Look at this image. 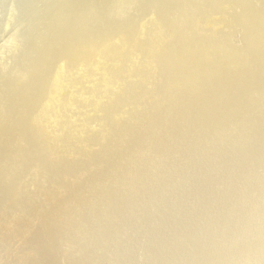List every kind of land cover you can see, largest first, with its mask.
<instances>
[{
	"label": "rangeland",
	"instance_id": "obj_1",
	"mask_svg": "<svg viewBox=\"0 0 264 264\" xmlns=\"http://www.w3.org/2000/svg\"><path fill=\"white\" fill-rule=\"evenodd\" d=\"M6 1V3H0V10H4L0 13L4 15L2 17V23H4L0 32V125H3V134L1 133L0 139L4 133H7L5 136H10V132L13 133L12 142L9 141L10 143L8 142L7 144L9 147L18 148L19 150H17L16 154H12L10 148L9 152H4L0 158V264H72V261L77 256L92 254L95 252V248L98 249L99 246L100 248L104 247L103 252L108 253H105L106 256L98 259V264H117L119 260L121 264H162L156 255L166 246L171 247L168 252L171 251L172 254L174 253V256L172 258H165L168 254H163V257L167 260V263L164 262V264H188L189 261V264H199L202 257L204 259V255L208 253L210 247H213L212 240L218 237L217 235L219 234L217 233L219 232L226 231L228 234V238L221 240L220 250L222 251H225L229 246V248L235 247L238 245L237 242L240 241L241 245L250 243L243 236L240 237V240H235L234 238L230 240V237L232 238L230 234L235 233L236 230L234 228L226 230V228L229 222H233L240 216V218H244V221L240 222L242 224L240 232L244 233V228L248 224H252L251 222L255 217L254 214H256L251 213L249 217L244 216L245 212L252 210L250 203L254 202L255 211L259 208L258 205H264V168H262L264 167V132H261L259 128V126L264 124L258 123V128L256 130L252 128L251 130L253 123L249 121L256 112H261L264 109V97H260V95H264V77H262L264 75V46H262L264 45V30L259 31L264 27L259 25L260 28L257 26L258 24L254 26L253 23L247 21L248 19L245 21L241 16L244 14L241 11L243 8L237 12L233 10L232 1L234 0H219L215 5H218L216 9L219 11L214 18V23L210 28L206 29L207 34L202 35L203 37L205 36L203 40L212 41L213 45L214 43L220 44L219 46L223 48L227 47V45L231 46L233 49L232 57L235 61L230 65H226L232 70L224 66L220 67L219 65L217 72H214V74L207 73L213 80L211 88L208 90L210 95L207 93L204 94V97L203 92H201L197 84L204 77L203 73L205 69L202 71V65L205 62H210L211 57L219 58L216 62H219L221 59L214 52H209L203 44L200 48V51L203 53L202 58L197 54L191 58L192 60H197L195 64L197 65V72H200V76L195 72L192 75L183 77L184 82L181 85H178L180 82L179 74L174 73L165 80L163 79L164 72L161 69L160 63H153L152 59L156 49L152 51L150 57L141 58L142 48L146 47V42H142V40L145 39L146 41V37L148 38V36L137 41L138 44L136 43L139 48L136 52L134 65L127 64L124 57L125 59H122V64L119 63L118 67L116 66L117 68L115 69L117 72L120 71L119 74L110 71V64L113 60L112 56L114 58L116 54L115 50L120 47L119 45L123 46V43L119 42V38L116 41L113 40L114 42L111 41L112 43L110 42L107 47L108 54H106V57L102 60L99 58L94 64L91 63L92 66L91 64L87 65L90 63L88 60L96 59L98 56L101 57L97 54L101 46L95 48L94 52H91L92 56H90V53L86 51V46L79 45L86 43L85 39L89 40V38H83L77 44L78 46L75 47L77 49L74 50L76 53L73 51L72 54L67 49H60V51L55 53L51 51L43 59H40L38 53L43 46L34 36L35 28L30 31V36L28 35L29 33L26 35L23 31L25 32L26 29L28 30V28L32 27L42 29L49 27L39 34H43V40L48 36L50 39H55L56 36L53 34L52 29L56 28L57 32H61L63 26L58 24L60 19L53 18L55 15L61 16V14H66L65 11L68 8H66L67 5L65 4L68 2L66 0H55L56 4L48 8L49 18L46 19L45 15L47 13L44 16H40L38 13H35L33 16L30 14L33 10L38 11V9L45 12L46 9L42 8H44L46 0ZM92 2L96 5L102 3L95 2V0ZM163 2L165 4L169 0H163ZM190 4L194 8L196 2L190 0ZM84 6L85 3H80L78 9ZM250 8L255 10L262 9L261 17H264V0L253 2ZM93 9V7H90V10ZM83 11L89 10L88 8H84ZM78 12L80 13V11ZM227 12L234 13L235 16H233L232 20L234 23L232 21L222 22L220 20L223 18H218ZM211 15V12L202 11L198 15L194 29L196 30L202 21L210 19ZM241 19H243L241 21V29L236 32L234 24ZM22 26L24 27L23 29ZM67 27L69 28L68 31H70V26ZM70 34L67 33V35ZM126 34L128 35L127 32L123 33V35ZM222 35L223 37L225 35L226 39ZM231 35H233V38ZM253 35H258V37L252 39L254 43H252L253 45H249L251 47L246 46V38ZM20 36L31 37V40L33 39L34 42L22 40ZM127 37L129 38V36ZM78 39L81 38L78 37ZM47 42L48 40L45 44ZM255 47L263 52H260ZM252 48L253 50H251ZM128 49L130 50L129 47ZM207 53L209 54L207 55ZM63 55L66 56L63 57ZM179 56L180 54L177 51H173L169 55V59L177 64L176 61L180 60ZM184 57H188V54L184 55ZM70 58L71 60H69ZM60 59H62V62ZM63 60L65 64H62ZM75 60L77 61L76 65L68 67L69 64H72L71 61L76 62ZM242 60L244 61L241 62ZM221 62L223 61L221 60ZM179 63L181 64V60ZM60 65L64 66L59 69ZM101 66L102 68H100ZM91 67H94L93 70L90 69ZM123 67H125V72ZM58 69L62 71L60 72ZM122 69L123 71H121ZM148 69L151 71L146 72ZM206 69L208 72H211L210 69L213 68L206 66ZM51 70L53 73L50 72ZM26 71H28V75L25 73ZM107 74H110L111 77ZM28 76H30L29 79H26ZM135 80L136 82L139 80L141 88L145 89L140 90L135 85H131L130 82ZM163 83L165 84L164 88L163 85H159ZM233 83L234 85H232ZM28 85L32 87L33 92L28 93L30 90L29 87H26ZM207 86H209V83ZM235 86H237L236 89ZM20 88L25 89L21 92L23 99L18 104L19 107L13 116L8 118L6 116L8 111L6 108L8 109L14 101H19L17 94H19ZM53 89L54 91L50 92ZM246 93L249 100L253 99L251 102L253 103L252 108L245 110L242 116L238 118V121L234 122L235 120H231L226 114L231 115L236 109H243V103L245 104V102H243L242 95ZM109 97L110 99H108ZM135 98L138 100V103L131 107V102L136 100ZM189 99L190 101L188 102ZM194 100L195 102H193ZM96 101H98L97 104ZM205 101L209 102L205 105ZM216 101L223 104L218 105ZM198 104L200 105L198 106ZM225 104L232 109H228V113L225 111L226 114L221 110L222 107H226ZM7 105L8 107H6ZM203 105L206 106L205 112L203 111ZM207 105H211V108H208ZM149 107H155L152 110V115L140 117V113L142 114V111ZM209 109L212 110L210 111ZM209 112L214 114L211 115ZM201 114L203 116L205 114L206 118H203ZM215 114L218 116L215 117ZM46 115L47 117H44ZM263 115L262 117H264ZM189 117L192 118L190 119ZM185 119H188V122ZM236 124L239 125L236 126ZM247 124L250 125L249 129L245 128ZM227 125L229 127L225 129ZM220 130L223 131L220 132ZM29 133L32 135L30 137L33 142L31 147L23 145V140L27 139ZM228 134L230 136L226 137ZM216 135H219L218 138H215L217 137ZM242 138L246 140L243 139V141ZM80 139L81 143L79 142L78 144L76 140ZM90 146L92 147L90 148ZM246 146L249 148H246ZM1 147L2 140H0ZM250 149L253 150L251 151ZM255 149L257 152L254 151ZM38 150L40 153L37 152ZM207 150H211L208 152L209 156L212 153L213 158L215 156V159H223L219 162L218 166L213 167L214 169L211 172L213 173V186L203 182V185L200 183L201 188L199 190V187L196 188L193 185L184 195L185 199H188L186 200V204L183 205L182 201H180L175 205L176 210L168 207L166 205L168 202L163 201L164 203L161 202L162 204L156 202V199L162 193L161 190L165 193L163 195L171 193V196L177 195L176 189L180 190L179 187L183 186V184L181 183V185L175 188L172 187L175 183H178L179 180L177 178L174 182H171V187L174 189L172 191L169 187L167 188L170 181L179 174L182 167L198 158ZM229 155L230 157L226 159ZM41 156L44 162L49 163L50 167H53L49 174H45L40 169V167L44 166L43 162L33 172V167ZM210 159L209 157V160L203 161V159L197 161L198 165L201 164L199 168L198 165H195V167L197 166L196 169L194 166H191V172H194L192 178L198 177V174L203 169L206 170L211 166V162L210 165L208 164ZM255 161L257 166H255ZM250 164L252 165L250 166ZM189 173L188 171L185 174L188 175ZM211 173L203 176V180L209 177ZM58 180H60V183ZM195 185H198V183ZM184 189L186 188L184 187ZM147 191L156 194V197L151 196L144 200L143 193ZM39 200H42V202L40 205H36L38 206V210L33 211L34 205ZM212 207H215L213 211ZM260 207L264 208V206ZM145 211L146 213H144ZM194 213L195 215L192 216L202 217L203 220L192 227H190V223L182 226L181 222L184 217L187 214ZM87 214L88 216L91 214L89 221L84 222L88 226L78 225L75 228L73 224L76 220L80 221V218L87 216ZM139 215L144 217L143 221L135 220ZM153 221H156L155 226L147 230V227ZM58 223H62V225ZM57 226L60 227L57 235L50 239V234L56 230ZM120 238L121 244L117 242L118 245L112 247L113 240ZM49 241H51L50 244ZM45 245L48 247L47 251L43 250ZM251 246L250 250L248 249L249 247H245L242 251L243 253L235 261L230 258L226 264H264L263 246ZM150 247L153 248L150 251L151 253L149 252ZM38 248L42 250L41 254H43L44 258V260L41 258L42 261L39 260L41 255ZM256 248L259 250L257 251ZM258 252H262L261 255H258ZM186 253L191 254L187 260L185 259V255H183ZM91 258L89 257L78 264H90V262L94 261V258ZM253 258L255 259L254 263L252 262ZM209 264L220 263L214 260V263L212 261Z\"/></svg>",
	"mask_w": 264,
	"mask_h": 264
},
{
	"label": "bare ground",
	"instance_id": "obj_2",
	"mask_svg": "<svg viewBox=\"0 0 264 264\" xmlns=\"http://www.w3.org/2000/svg\"><path fill=\"white\" fill-rule=\"evenodd\" d=\"M6 0H0V3H4ZM64 1V0H63ZM92 1H94V0H66V2H68L67 4H65V5H67V7L66 8H68V10H66L65 11V13L66 14H61V16H54V18L53 19H55V18H58V19H60L59 20V25L60 26H63L62 27V31L61 32H57L56 31V28H54V29H52V31H53V34H55V36H56V38L54 39V38H52V39H50V37L48 36V37H45L44 38V40H43V34L42 35H40L39 33L40 32H42L43 30H47L48 28H45V29H42V28H39V27H32V28H28V30L26 29L25 30V32L23 31V33L24 34H28L29 36L31 35V33H30V31L33 29V28H35V33H34V36L36 37V39L38 40V42L43 46V48L39 51V55H38V57L41 59H43V57H45L48 53H50L51 51L53 52V53H55V52H57V51H60V49H67V50H69L72 54H73V51L74 50H76L77 48H75L76 46H78L77 44L79 43V42H81L82 40H83V38L85 39V38H89V40H86L85 39V41H86V43H82V44H79V45H85L84 47L86 48V51H88V53H90V56H92L91 55V52H94V49L95 48H99L100 46V50H98L99 52L97 53L96 51H95V53H97V54H99L101 57H99L98 56V58H93V59H91V60H88V62H90L89 64H87V65H90L91 63H93L94 64V62H96V60H98L99 58H101V60L104 58V57H106V54H108V51H107V47H108V45L110 44V42L111 41H116V39L118 40V38H119V42H121V43H123V46L122 45H119L120 47H118V49L117 50H115L116 51V54L114 55V58H113V56H112V63L110 64V71L113 73V72H115V73H117V74H119V72H117V70L115 69V68H117L118 66V64L119 63H121L122 62V59L124 58L125 60H126V62H127V64H129V65H134V63H135V60H136V52H137V50H138V48H139V46L137 45L138 43H137V41H140V40H142L144 37H146V36H148V38L146 37V41H145V39L144 40H142V42H146V47H144V48H142L143 50H142V55H141V58H146V57H150V55H151V53H152V51L154 50V49H156L155 50V52L153 53V63H160V66H161V69H162V71L164 72L163 73V79L165 80L166 78H168V77H170L172 74H174V73H176V74H179L180 75V78H179V83H178V85H181L183 82H184V79H183V77H186V76H188V75H192V74H194L195 72H197L198 71V69H197V65L195 64V61H197V60H192L191 58L195 55V54H197L199 57H201L202 58V56H203V53L200 51V48H201V46H202V44L203 45H205V47H206V49L207 50H209V52H214V54L217 56H219L220 57V59L223 61V62H221V60L219 61V62H221V63H219V62H216V61H218L219 60V58L218 59H216V57H211L210 59H211V61L210 62H205V63H203V67H202V71H203V69H205V71H204V73H203V80L201 81V82H199V83H197L198 84V86L200 87V89H201V92H203V95L204 94H207L209 91V89L211 88V84H212V78H210V76L209 75H207V73L208 74H214V72H217V70H218V67H219V65H220V67L221 66H224V67H226V68H229V66H226L227 64L228 65H230L232 62H234L235 60H234V58L232 57V55H233V49H232V47L231 46H228L227 45V47H221V46H219V45H217V44H215L214 43V45L210 42V41H205V40H203V38L205 37H203L202 35H204L205 33H206V29H208V28H210V26L214 23V18L216 17V14L218 13V11L219 10H217L216 9V7H218V5L217 6H215L218 2H219V0H192L193 2H196V5L194 6V8H192V3L190 4V0H184L185 1V3H184V1H181V0H169V2H166L165 4H164V2H163V0H95V2H98V3H101V4H99V5H96L94 2H92ZM255 1H257V0H234V1H232L233 2V10L234 11H239V10H241L242 8H243V10H241V11H243L242 13H244L243 15H241L242 17H243V19L246 21L247 19V21H250L251 23H253L254 24V26H255V24H258L257 26L258 27H260L259 25H261V27H264V17H261V10L260 9H258V10H255V9H253V8H250V5L253 3V2H255ZM7 2V1H6ZM5 2V3H6ZM89 2V3H88ZM172 2V3H171ZM21 3V2H20ZM20 3H19V5H20ZM80 3H85V6L83 7V8H81V9H78L79 8V4ZM126 3H127V5H126ZM129 3V4H128ZM23 4V3H22ZM56 4V2H55V0H46V3H45V5H44V8H42V9H46V11L44 12L43 10H40V9H38V11H36V10H33L30 14H31V16H33L35 13H38L40 16H44L46 13V15H45V18L46 19H48L49 17H48V8H50V7H52V6H54ZM94 4V5H93ZM16 5H18V4H16ZM16 5H14V6H16ZM260 5V4H259ZM90 7H93L94 9L93 10H90ZM84 8H88V10L89 11H83V9ZM263 8V7H262ZM231 10V9H230ZM4 10L2 9V11L0 10V13H2ZM78 11H80V13L78 12ZM202 11H205V12H211V18L210 19H207V20H204V21H202V23L196 28V30L194 29L195 28V25H196V22H197V18H198V15L202 12ZM233 11V12H234ZM221 12V11H220ZM219 12V13H220ZM223 12H224V9H223ZM229 13V12H227L225 15H223L222 13V15L221 16H219L218 18H223V19H221L220 21H222V22H230V21H232L233 20V16H235L234 15V13ZM264 12V11H263ZM6 13V12H5ZM64 13V12H63ZM4 15L3 14H0V32H1V29H2V25H3V23H2V21H3V17ZM206 17V16H205ZM243 19H241V20H239V21H237L236 22V24H234L235 26H234V30H236V32H237V30H240L241 29V21L243 20ZM12 22V21H11ZM10 22V23H11ZM219 22V21H218ZM28 23V22H27ZM232 23H234L233 21H232ZM29 24V23H28ZM228 25V24H227ZM226 25V26H227ZM24 26V25H23ZM22 26V29L24 28ZM26 26V25H25ZM67 26H70V31H68V27ZM260 27V28H261ZM22 29H21V33H22ZM219 29V28H218ZM101 30V31H100ZM227 30H229V29H227ZM263 31L264 30V28L263 29H260L259 31ZM232 31V30H231ZM259 31H257L258 33H259ZM46 32V31H45ZM128 33V35L127 36H129V38L126 36V35H123V33ZM209 32H210V30H209ZM219 32V31H218ZM67 33H71L70 35H67ZM230 33V32H229ZM232 33V32H231ZM235 33V32H234ZM207 34V33H206ZM33 35V34H32ZM34 36H32V37H34ZM89 36H91V37H89ZM232 36V38H233V35H231ZM235 36V35H234ZM21 37V39L22 40H25V41H27V42H31V41H33V39L31 40V37L29 38H27V37H22V36H20ZM78 37H80L81 39H78ZM99 37V38H98ZM218 37V36H217ZM222 37H223V35H222ZM256 37H258V35H253V36H251V37H249V38H246V40H245V45L246 46H248V47H251V46H249L250 44H252V43H254L253 41H252V39H254V38H256ZM259 37H260V35H259ZM223 38H225L226 39V37H225V35H224V37ZM230 38V37H229ZM228 38V39H229ZM35 39V40H36ZM206 39V38H205ZM220 39V38H219ZM48 40V42H47V44H45V42ZM53 40H54V42H53ZM56 40V41H55ZM59 40H61V42H59ZM222 40V39H221ZM88 41V42H87ZM100 41V42H99ZM113 41V42H114ZM34 42V41H33ZM35 42H37V41H35ZM97 42H99V43H97ZM118 42V43H119ZM210 42V43H209ZM217 42V41H216ZM230 42V41H229ZM260 42V41H259ZM258 42V43H259ZM112 43V42H111ZM120 43V44H121ZM137 43V44H136ZM217 43H219V42H217ZM221 43V42H220ZM225 43H227V42H225ZM43 44H45V45H43ZM186 44H187V46H186ZM116 45V44H115ZM253 45V44H252ZM258 45V44H257ZM256 45V46H257ZM32 46V45H31ZM117 46V45H116ZM223 46V45H222ZM262 46H264V45H262ZM261 46V47H262ZM83 47V48H84ZM128 47L130 48V50L128 49ZM54 48V49H53ZM254 48V47H253ZM253 48L251 49V50H253ZM256 48V47H255ZM56 49V50H55ZM82 49V48H81ZM257 49V48H256ZM259 49V48H258ZM257 49V50H258ZM79 51H80V49H78ZM77 50V51H78ZM235 50V49H234ZM239 50V49H238ZM38 51V50H37ZM85 51V52H86ZM173 51H177L179 54H180V56H179V59L181 60V64L179 63V61L180 60H178V61H176V63L178 64H175V63H173L172 61H170V59H169V55L171 54V52H173ZM237 51V50H236ZM255 51V50H254ZM253 51V52H254ZM259 51L261 52L262 50H260L259 49ZM81 52V51H80ZM79 52V53H80ZM263 52V51H262ZM36 53V52H35ZM53 53H51V54H53ZM59 53V52H58ZM74 53H76V51H74ZM87 53V52H86ZM87 53V54H88ZM235 53V52H234ZM252 53V52H251ZM250 53V54H251ZM63 54V53H62ZM68 54V53H67ZM71 54V56H73ZM94 54V53H93ZM96 54V55H97ZM186 54H188V57H184V55H186ZM209 53H207V55H208ZM212 54V53H211ZM228 54H229V56H228ZM36 55H37V53H36ZM54 55V54H53ZM55 55H57V54H55ZM84 55V54H83ZM213 55V54H212ZM211 55V56H212ZM235 55V54H234ZM66 56V55H65ZM64 55H63V57H65ZM70 56V57H71ZM87 56V55H86ZM90 56H89V59H90ZM108 56V55H107ZM110 56V55H109ZM214 56V55H213ZM251 56V55H250ZM37 57V56H36ZM37 57V59H39ZM52 57V56H51ZM55 57V56H54ZM58 57V56H57ZM76 57V56H75ZM75 57H72V58H75ZM77 57H78V55H77ZM67 58V57H66ZM65 58V59H66ZM82 58H84V57H82ZM81 58V59H82ZM77 59H79V58H77ZM85 59V58H84ZM139 59V58H138ZM240 59H241V57H240ZM35 60V59H34ZM61 60V62H62V59H60ZM69 60H71V58L69 59ZM30 61V60H29ZM39 61V60H38ZM52 61V60H51ZM50 61V62H51ZM76 61V60H75ZM85 61V60H84ZM206 61V60H205ZM244 60H242L241 62H243ZM246 61V60H245ZM37 62V61H36ZM43 62V61H42ZM45 62V61H44ZM60 62V63H61ZM240 62V63H241ZM71 63L72 64H69L68 65V67L69 66H74V65H76V63H77V61L76 62H73V61H71ZM97 63H98V61H97ZM239 63V62H238ZM246 63V62H245ZM41 64H43V63H41ZM45 64V63H44ZM62 64H65L64 63V60H63V63ZM82 64V63H81ZM100 64V63H99ZM102 64V63H101ZM122 64V63H121ZM180 64V65H179ZM223 64V65H222ZM234 64V63H233ZM79 65H80V63H79ZM128 65V66H129ZM245 65V64H244ZM261 65V64H260ZM28 66V65H27ZM62 66H64V65H62ZM61 65H60V67H58L59 69L62 67ZM84 66V65H83ZM91 66H92V64H91ZM94 66V65H93ZM99 66V65H98ZM117 66V67H116ZM136 66L138 67V65L136 64ZM206 66L208 67V68H213V69H210L211 70V72H208V70L206 69ZM24 67H25V65H24ZM42 67V66H41ZM50 67H51V65H50ZM81 67V66H80ZM95 67V66H94ZM93 67V68H94ZM136 67V68H137ZM147 67H148V65H147ZM177 67H178V69H177ZM241 67V66H240ZM30 68H31V65H30ZM64 68V67H63ZM71 68V67H70ZM83 68V67H82ZM93 68L91 67L90 69L91 70H93ZM100 68H102V66L100 67ZM128 68V67H127ZM129 68H130V66H129ZM134 68V67H133ZM233 68V67H232ZM35 69V68H34ZM40 69V68H39ZM58 69V70H59ZM96 69V68H95ZM119 69V68H118ZM123 69H124V72H125V67H123ZM123 69L121 70V71H123ZM231 68H229V70H230ZM236 69V68H235ZM242 69V68H241ZM240 69V70H241ZM24 70V69H23ZM25 70H26V67H25ZM27 70H29V69H27ZM50 70V69H49ZM97 70V69H96ZM99 70V69H98ZM232 70V69H231ZM234 70V69H233ZM236 70H238V69H236ZM240 70H239V72H240ZM246 70V69H245ZM19 71V70H18ZM36 71V70H35ZM60 71V70H59ZM62 71V70H61ZM60 71V72H61ZM101 72H102V70H100ZM149 71H151L150 69H148V70H146V72H149ZM224 71V70H223ZM21 72H24V71H21ZM28 71H26L25 73H27ZM29 72H30V70H29ZM32 72H33V69H32ZM50 72H52L53 73V71L51 70ZM59 72V73H60ZM134 72V71H133ZM219 72V71H218ZM224 72H226V71H224ZM234 72V71H233ZM232 72V73H233ZM6 73V72H5ZM48 73V72H47ZM59 73H58V75H59ZM104 73V72H103ZM109 73V72H108ZM198 73V72H197ZM200 73V72H199ZM199 73L197 74V75H199ZM46 74V73H45ZM56 74H57V72H56ZM151 74V73H150ZM227 74V73H226ZM27 75H28V73H27ZM29 75H30V73H29ZM48 75H49V73H48ZM55 75V74H54ZM107 75H109L110 77H111V75L110 74H107ZM121 75V74H120ZM161 75V74H160ZM159 75V76H160ZM228 75H229V73H228ZM242 75V74H241ZM32 76H33V73H32ZM46 76H47V74H46ZM103 76H106V75H104L103 74ZM155 76H157V75H155ZM200 76V75H199ZM29 77L30 76H28V77H26V79L28 78L29 79ZM36 77H38V76H36ZM107 77V76H106ZM158 77V76H157ZM162 77V76H161ZM262 77H264V75H262ZM261 77V78H262ZM32 78V77H31ZM40 78V77H39ZM104 78V77H103ZM103 78H101V79H103ZM116 78V77H115ZM119 78V77H118ZM118 78H117V80H118ZM215 78V77H214ZM219 78V77H218ZM229 78H230V76H229ZM42 79H43V77H42ZM54 79H55V77H54ZM53 79V80H54ZM107 79H108V77H107ZM109 79H111V78H109ZM139 79H142V78H139ZM144 79V78H143ZM157 79V78H156ZM162 79V78H161ZM52 80V81H53ZM56 80V79H55ZM54 80V81H55ZM104 80V79H103ZM35 81V80H34ZM53 81V82H54ZM108 81V80H107ZM112 81V80H111ZM122 81V80H121ZM139 80H137V82H136V80L135 81H133V82H130L131 83V85H135L138 89H145V88H141V84L138 82ZM142 81V80H141ZM140 81V82H141ZM146 81V80H145ZM145 81H143V82H145ZM254 81V80H253ZM3 82V81H2ZM36 82V81H35ZM211 82V83H210ZM248 82V81H247ZM256 83H257V81H255ZM254 82V84H256ZM259 82V81H258ZM56 83V82H55ZM54 83V84H55ZM109 83V82H108ZM121 83V82H120ZM129 83V84H130ZM142 83V82H141ZM148 83H150V82H148ZM172 83V82H171ZM209 83V86H207V84ZM216 83V82H215ZM113 84V83H112ZM238 84V83H237ZM124 85V84H123ZM128 85V84H127ZM159 85H163V88H164V83L163 84H159ZM170 85H172V84H170ZM216 85V84H215ZM218 85V84H217ZM223 85V84H222ZM221 85V86H222ZM232 85H234V83L232 84ZM1 86V85H0ZM9 86V85H8ZM142 86H144V84H142ZM7 87V86H6ZM27 88L29 87V91H28V93L29 92H33V89H32V87H30V85H28V86H26ZM47 87V86H46ZM107 87V86H106ZM110 87V86H109ZM128 87H129V85H128ZM209 87V88H208ZM236 87L237 86H235V89H236ZM22 88V87H21ZM20 88V90L18 91V93L19 94H17L18 95V100L19 101H17V102H13L11 105H10V107H8V105L6 106V107H8V109L6 108V110H8L7 111V113H6V116L8 117V118H10V117H12L13 116V114L16 112V110L18 109V104L21 102V100L23 99L22 98V95H21V92L23 91V90H25V89H21ZM26 88V89H27ZM111 88V87H110ZM125 88H126V84H125ZM132 88V87H131ZM134 88V87H133ZM162 87H161V89H163ZM165 88H166V86H165ZM174 88H177V87H174ZM7 89H8V87H7ZM56 89V88H55ZM104 89H105V87H104ZM154 89V88H153ZM114 90V89H113ZM127 90H128V88H127ZM129 90H131V89H129ZM185 90V89H184ZM199 90V89H198ZM242 90V89H241ZM6 91H8V90H6ZM12 91V90H11ZM54 91V89L52 90V91H50V92H53ZM56 91H57V89H56ZM59 91V90H58ZM61 91V90H60ZM104 91V90H103ZM138 91V90H137ZM173 91V90H172ZM175 91V90H174ZM197 91V90H196ZM252 91V90H251ZM264 91V90H263ZM16 92V91H15ZM49 92V93H50ZM105 92V91H104ZM124 92V91H123ZM133 92H135V91H133ZM213 92V91H212ZM250 92V91H249ZM10 93V92H9ZM12 93V92H11ZM14 93V92H13ZM125 93V92H124ZM144 93V92H143ZM171 93V92H170ZM252 94H253V92H251ZM51 94V93H50ZM55 94V93H54ZM103 94V93H102ZM107 94V93H106ZM119 94V93H118ZM138 94V93H137ZM136 94V95H137ZM201 94V93H200ZM209 94V93H208ZM225 94V93H224ZM234 94V93H233ZM26 95V94H25ZM52 95V94H51ZM82 95V94H81ZM92 95V94H91ZM104 95V94H103ZM103 95H102V97H103ZM139 95V94H138ZM159 95V94H158ZM197 95H198V93H197ZM210 95V94H209ZM248 94L246 93V94H244V95H240L241 97H242V99H243V102H245V104L243 103V105H244V107H243V109L242 108H239V109H236V111H233L232 113H231V115H229V114H226L225 113V111H227L228 109H230V110H232L231 109V107L230 106H227L226 104H225V106L226 107H222L221 108V110L224 112V114H226L227 116H229V118L231 119V120H235L234 122H237L238 121V118L240 117V116H242V114H243V112L245 111V110H247L248 108H252V105H253V103H251L252 102V100H249L248 99V96H247ZM257 95V94H256ZM39 96V95H38ZM56 96V95H55ZM79 96V95H78ZM130 96V95H129ZM134 96V95H133ZM208 96V95H207ZM215 96V95H214ZM225 96V95H224ZM246 96H247V98H246ZM249 96H250V93H249ZM168 97V96H167ZM204 97H205V95H204ZM209 97V96H208ZM212 97H213V95H212ZM240 97V98H241ZM260 97H264V95H260ZM4 98V97H3ZM210 98V97H209ZM249 98H252V97H249ZM41 99V98H40ZM108 99H110V97L108 98ZM136 99V98H135ZM145 99V98H144ZM206 99V98H205ZM258 99V98H257ZM105 100V99H104ZM128 100V99H127ZM209 100V99H208ZM214 100V99H213ZM254 100H255V102H256V99L254 98ZM51 101V100H50ZM59 101V100H58ZM190 101V99L188 100V102ZM241 101V100H240ZM77 102V101H76ZM97 102L98 101H96V104H97ZM113 102H115V101H113ZM140 102V101H139ZM171 102V101H170ZM187 102V101H186ZM193 102H195V100L193 101ZM203 102V101H202ZM206 102V101H205ZM204 102V103H205ZM209 102V101H208ZM208 102H206L205 103V105L208 103ZM232 102V101H231ZM91 103V102H90ZM120 103H122V102H120ZM138 103V100L136 99V100H133L132 102H131V107L132 106H135L136 104ZM200 103V102H199ZM216 103H218V105L219 104H223V103H220V102H217L216 101ZM215 103V104H216ZM47 104V103H46ZM49 104V103H48ZM54 104V103H53ZM73 104V103H72ZM102 104H104V103H102ZM168 104H170V103H168ZM214 104V103H213ZM186 105V104H185ZM185 105H183L184 107H185ZM197 105V104H196ZM200 104H198V106H199ZM205 105H203V111L205 112L206 110H205ZM100 106V105H99ZM105 106V105H104ZM113 106H114V104H113ZM168 106V105H167ZM182 106V107H183ZM188 107H189V105H187ZM193 106V105H192ZM208 106V108H211V105H207ZM102 107V106H101ZM146 107V106H145ZM201 107H202V105H201ZM212 107H213V105H212ZM220 107V106H219ZM154 108L155 107H149L148 109H146V110H144V111H142V114L140 113V117L141 116H148V115H152V110H154ZM191 108V107H190ZM193 108V107H192ZM5 109V108H4ZM122 109V108H121ZM144 109V108H143ZM142 109V110H143ZM165 109V108H164ZM163 109V110H164ZM187 109H189V108H187ZM186 109V110H187ZM195 109V108H194ZM199 109H201V108H199ZM5 110V111H6ZM45 110V109H44ZM50 110V109H49ZM99 110V109H98ZM110 110V109H109ZM208 110V109H207ZM210 110V109H209ZM212 110V109H211ZM210 110V111H211ZM249 110V109H248ZM46 111V110H45ZM97 111V110H96ZM127 111H129V110H127ZM160 111H162V110H160ZM179 111V110H178ZM189 111V110H188ZM201 111V110H200ZM199 111V112H200ZM229 111V110H228ZM228 111H227V113H228ZM50 112H51V110H50ZM102 112H104V111H102ZM194 112V111H193ZM198 112V111H197ZM203 112V113H204ZM221 112V111H220ZM32 113V112H31ZM162 113V112H161ZM164 113V112H163ZM202 113V112H201ZM210 113V112H209ZM209 113H207L208 115H209ZM222 113V112H221ZM33 114V113H32ZM45 114V113H44ZM83 114V113H82ZM113 114V113H112ZM125 114V113H124ZM183 114H185V113H183ZM190 114H192V113H190ZM211 115L212 114H214V113H210ZM262 114H264V109L261 111V112H256L251 118H250V122L251 123H253V125H252V127H251V130H252V128H253V130L255 129H257L258 128V123H263L264 124V117H262ZM181 115H182V113H181ZM197 115V114H196ZM202 115V114H201ZM245 115V114H244ZM19 116V115H18ZM109 116V115H108ZM191 116V115H190ZM210 116V115H209ZM218 115H216L215 114V117H217ZM225 116V115H224ZM246 116V115H245ZM259 116H260V118H259ZM264 116V115H263ZM27 117V116H26ZM44 117H47V115L46 116H44ZM101 117H102V115H101ZM115 117V116H114ZM122 117V116H121ZM183 117V116H182ZM188 117V116H187ZM202 117L204 118H206V116H205V114H204V116L202 115ZM5 118V117H4ZM111 118V117H110ZM145 118V117H144ZM144 118H143V120H144ZM190 119L192 118V117H189ZM194 118V117H193ZM211 119V118H210ZM210 119H208V120H210ZM108 120V119H107ZM152 120V119H151ZM185 120H187V122H188V119H185ZM194 120V119H193ZM204 120V119H203ZM114 121V120H113ZM135 121H137V120H135ZM134 121V122H135ZM140 121V120H139ZM195 121V120H194ZM198 121V120H197ZM196 121V122H197ZM107 122V121H106ZM138 122V121H137ZM140 122H142V121H140ZM186 122V123H187ZM190 122V121H189ZM193 122V121H192ZM234 122H233V124H234ZM242 122V121H241ZM161 123H162V121H161ZM243 123V122H242ZM21 124V123H20ZM139 124V123H138ZM190 124V123H189ZM193 124V123H192ZM196 125V124H195ZM230 125V124H229ZM229 125H227L226 127H225V129L226 128H228L229 127ZM232 125V124H231ZM237 125H239V124H236V126ZM21 126V125H20ZM107 126V125H106ZM161 126V125H160ZM174 126V125H173ZM185 126V125H184ZM234 126V125H233ZM116 127V126H115ZM142 127V126H141ZM235 127V126H234ZM20 128V127H19ZM69 128V127H68ZM67 128V129H68ZM109 128V127H108ZM193 128H197V127H193ZM224 128V127H223ZM240 128V127H239ZM245 128L246 129H249L250 128V125L249 124H247L246 126H245ZM259 128H260V131L261 132H264V125H262V126H259ZM2 129H3V125H0V135H1V133H2ZM224 129V130H225ZM237 129V128H236ZM69 130V129H68ZM189 130H191V129H189ZM243 130V129H242ZM245 130V129H244ZM71 131V130H70ZM221 131H223V130H220V132ZM237 131H238V129H237ZM7 132V131H6ZM87 132V131H86ZM114 132V131H113ZM219 132V133H220ZM228 132H230V131H228ZM239 132H240V130H239ZM246 132V131H245ZM199 133V132H198ZM241 133V132H240ZM255 133H256V131H255ZM3 134V133H2ZM218 134V133H217ZM223 134H225V133H223ZM235 134V133H234ZM248 134H250V133H248ZM251 134H253V133H251ZM258 134V133H257ZM5 135H7V133H4V135L2 136V138L0 139V140H2V147L0 148V158L3 156L2 154H4V152H9V150H10V148L11 147H9V145L7 144L9 141L10 142H12L11 140H12V138H13V136H14V134L13 133H11L10 132V136H5ZM37 135V134H36ZM87 135V134H86ZM28 137H27V139H25V140H23V145H29L28 147H31V144L33 143L32 142V140H31V134L29 133V135H27ZM217 136V135H216ZM219 136V135H218ZM218 136L217 137H215V138H218ZM227 136H230V134H228V135H226V137ZM241 136V135H240ZM244 136V135H243ZM102 137V136H101ZM214 137V136H213ZM223 137V136H222ZM242 137V136H241ZM259 137V136H258ZM33 138V137H32ZM89 138V137H88ZM83 139V138H82ZM228 139V138H227ZM244 138H242V140H243ZM253 139V138H252ZM262 139V138H261ZM71 140V139H70ZM241 140V139H240ZM244 140H246V139H244ZM243 140V141H244ZM14 141V140H13ZM81 141V139L80 140H76V142H78V144H79V142ZM226 141H228V140H226ZM230 141V140H229ZM9 142V143H10ZM248 142V141H247ZM258 142V141H257ZM263 142V141H262ZM37 143V142H36ZM35 143V144H36ZM70 143V142H69ZM81 143V142H80ZM93 143V142H92ZM217 143H219V142H217ZM216 143V144H217ZM227 143V142H226ZM244 143V142H243ZM256 143V142H255ZM240 144V143H239ZM259 144V143H258ZM70 145V144H69ZM117 145V144H116ZM226 145V144H225ZM249 145H251L250 143H249ZM255 145V144H254ZM261 145V144H260ZM36 146H37V144H36ZM224 146V145H223ZM34 147V146H33ZM38 147V146H37ZM36 147V148H37ZM71 147H72V145H71ZM73 147H74V145H73ZM92 146H90V148H91ZM209 147V146H208ZM254 147V146H253ZM256 147V146H255ZM78 148V147H77ZM235 148V147H234ZM246 148H249V147H247L246 146ZM217 149V148H216ZM254 149V148H253ZM253 149H250L251 151L253 150ZM262 149V148H261ZM260 149V150H261ZM264 149V148H263ZM262 149V150H263ZM17 150H19L18 148H11V153L12 154H16L17 153ZM220 150V149H219ZM124 151V150H123ZM211 151V150H210ZM209 150H207L205 153H203L202 155H200L198 158H196L195 160H193V161H191V162H189L188 164H186L184 167H182V169H181V171L179 172V176L178 175H176V177H174V178H172L173 180L172 181H170V184L167 186V188L169 187L170 189H172V191H174V189L172 188V187H176V186H179V185H181V183L183 184V186H180L179 188H180V190H178V189H176L177 190V195L175 194L174 196H171L172 195V193L171 194H166V195H163V193H164V191L163 190H161L162 191V193L160 194V196H159V198L158 199H156V202H158V203H161V202H163V201H165V202H168V204L166 203V205L168 206V207H172L173 209H175L176 207H175V205H177L180 201H182V204L184 205V204H186V200H188V199H185V197H184V195H185V193L194 185V186H196V188H198L199 190H200V183H201V185H203L202 183L203 182H206L207 184H210V185H212L213 186V181H212V177H213V173H211L212 171H213V167H215V166H218V164H219V162H221V160H223L222 158L220 159H215V156H214V158L212 157L213 155H212V153H211V155L209 156L208 155V152H210ZM215 151H217V150H215ZM221 151H223V150H221ZM255 152H257L256 151V149L254 150ZM37 152H39V150L37 151ZM218 152V151H217ZM32 153V152H31ZM40 153V152H39ZM218 153H220V152H218ZM234 153V152H233ZM253 153V152H252ZM263 153V152H262ZM221 154V153H220ZM256 154H258V153H256ZM246 155H247V152H246ZM249 155V154H248ZM259 155V154H258ZM262 155V154H261ZM264 155V154H263ZM207 156H209L211 159H210V161H209V165H210V162H211V166L208 168V169H206L205 167V169L206 170H202V172H200L199 174H198V177H194V178H192V176H193V173L194 172H191V168L194 166L195 167V165H198V163H196L197 161H200V160H203V161H205V160H209V157H207ZM207 157V158H206ZM230 157V155L226 158V159H228ZM246 157V156H245ZM259 157V156H258ZM206 158V159H205ZM41 159V160H40ZM42 162L44 163V166H42V167H40L41 166V164H42ZM208 162V161H207ZM206 162V163H207ZM244 163V162H243ZM243 163H242V165H243ZM246 163V162H245ZM261 164H263V163H261ZM201 165V164H200ZM200 165H198V168L200 167ZM252 164H250V166H251ZM259 165V164H258ZM51 165L49 164V163H46V162H44V159H43V157L41 156L40 158H39V161L34 165V167H33V172L36 170V168H39L40 167V169H42L43 171H44V173L45 174H49L50 172H51V169L53 168V167H50ZM131 166V165H130ZM192 166V167H191ZM255 166H257L256 165V161H255ZM197 167V166H196ZM196 167H195V169H196ZM242 167V166H241ZM260 167H261V165H260ZM240 168V167H239ZM243 168V167H242ZM262 168H264V167H262ZM72 169V168H71ZM140 169V168H139ZM190 169V170H189ZM253 169H254V167H253ZM256 169H258V168H256ZM259 169H261V168H259ZM70 170V169H69ZM244 170V169H243ZM190 172L188 175H186L185 173H187V172ZM256 171V170H255ZM264 171V170H263ZM217 172V171H216ZM249 172V171H248ZM247 172V173H248ZM251 172V171H250ZM260 172V171H259ZM147 173V172H146ZM198 173V172H197ZM209 173H211V175L209 176V177H207V178H205L204 180H203V176H205V175H207V174H209ZM246 173V172H245ZM253 174V173H252ZM254 174H255V172H254ZM263 174V173H262ZM245 175V174H244ZM178 176V177H177ZM245 177V176H244ZM254 177V176H253ZM142 178V177H141ZM144 178V177H143ZM178 178V183H175L172 187H171V182H174L176 179ZM33 179H35V178H33ZM93 179V178H92ZM249 179V178H248ZM247 179V180H248ZM255 179H257V178H255ZM259 179V178H258ZM261 179V178H260ZM63 180V179H62ZM183 182H182V181ZM203 180V181H202ZM246 180V181H247ZM15 181V180H14ZM59 181V183H60V180H58ZM216 181V180H215ZM191 182V183H190ZM187 183V184H186ZM198 183V185H195V184H197ZM216 184V183H215ZM242 184H243V182H242ZM256 184V183H255ZM254 184V185H255ZM253 185V186H254ZM212 186H211V188H212ZM244 186V185H243ZM184 187L186 188V189H184ZM225 188H227V187H225ZM225 188H223V189H225ZM251 188V187H250ZM250 188H249V190H250ZM228 189V188H227ZM230 189V188H229ZM257 189V188H256ZM216 190V189H215ZM42 191V190H41ZM81 191V190H80ZM171 191V192H172ZM222 191V190H221ZM230 191V190H229ZM264 191V190H263ZM91 192H93V191H91ZM257 193H258V190H257ZM165 194V193H164ZM54 195H55V193H54ZM254 195H255V193H254ZM263 195V194H262ZM151 196H153V197H156V194H154V193H152V192H150V191H147V192H144L143 193V199L144 200H146L148 197H151ZM54 197V196H53ZM210 197V196H209ZM213 197V196H212ZM222 197H223V194H222ZM222 199V198H221ZM149 200V199H148ZM110 201V200H109ZM225 201V200H224ZM41 202H42V200H39L38 202H36V204L34 205V208H33V211H36V210H38V206H36V205H40L41 204ZM111 202V201H110ZM177 202V203H176ZM204 202H206L205 200H204ZM257 202V201H256ZM158 203H155V204H158ZM164 203V202H163ZM162 204V203H161ZM251 207H252V210L250 211V212H245L244 213V216H248L249 217V214H251V213H256V214H254V220L251 222L252 224H248L247 226H246V228H244V233L242 234L241 232H240V228H242L241 226H242V224H240V222H242V220L244 219H242V218H240V216L236 219V220H234L233 222H229V224H228V227L226 228V230H228V229H232V228H234L235 230H236V232L235 233H233V234H230V235H232V238L230 237V240L231 239H237V240H240V237H244V238H246V239H248L249 240V242L250 243H248V244H242L241 245V241L240 242H237L238 243V245H236L235 247H233V248H227L225 251H222V250H220L221 249V240L222 239H226V238H228V234L226 233V231L224 232H222V233H217V234H219V235H217L218 237V239H220L219 241H218V239L217 238H213V247L211 248L210 247V249L208 250V253L207 254H205L204 255V259H203V257H202V259H201V261L199 262V264H209V263H211L212 261H213V263H214V260H216L217 262H219L220 264H226L227 262H229V259L231 258V259H233L234 261L236 260V258L237 257H239V255L240 254H242L243 252V249L245 248V247H249L248 249L250 250L251 248H250V246L251 245H254V246H263V248H264V233H263V231H264V215H263V212H264V208H262V207H260V206H264L263 204L262 205H258L259 206V208H257V210L255 211L254 209L256 208H254V202L252 201L251 203ZM260 204H261V202H260ZM211 205H213V204H211ZM229 205V204H228ZM104 206V205H103ZM166 206V207H167ZM220 206V205H219ZM165 207V208H166ZM221 207V206H220ZM228 207V206H227ZM231 207V206H230ZM24 209H25V207H23ZM214 208L215 207H212V211L214 210ZM216 208H219V207H216ZM233 208V207H232ZM225 209H226V207H225ZM176 210V209H175ZM179 210V209H178ZM207 210V209H206ZM59 212H60V210H58ZM147 211V210H146ZM146 211L144 212V213H146ZM255 211V212H254ZM58 212V213H59ZM232 212V211H231ZM190 213V212H189ZM196 213V212H195ZM195 213L194 214H187L185 217H184V219H183V221L181 222L182 224V226L183 225H187V224H189L190 223V227H192L193 225H195L196 223H198V222H201L202 220H203V218L201 217H199V216H192V215H195ZM198 214V213H197ZM214 214H215V212H214ZM238 214V213H237ZM210 215V214H209ZM263 215V216H262ZM90 216H91V214H90ZM90 216H88V214H87V216H85V217H81L80 218V221L79 220H76V222L73 224V226L76 228V226H78V225H85V227H86V225L87 224H85L86 222H88L89 221V217ZM143 216H144V214H143ZM155 216V215H154ZM192 216V217H191ZM20 217V216H19ZM191 217V218H190ZM210 217V216H209ZM21 218H22V216H21ZM207 218V217H206ZM247 218V217H246ZM245 218V219H246ZM250 218H252V217H250ZM139 220V221H143V219H144V217H141V215H139V217H136L135 218V220ZM208 220H209V218H207ZM210 219H212V218H210ZM208 220H206V221H208ZM224 220V219H223ZM228 220V219H227ZM226 220V221H227ZM148 221V220H147ZM222 221V220H221ZM221 221H220V223H221ZM244 221V220H243ZM47 222V221H46ZM85 222V223H84ZM144 222H146V221H144ZM161 222H163V221H161ZM161 222H160V224H161ZM147 223V222H146ZM155 223H156V221H153L152 223H150V225L147 227V230L149 229V228H153L154 226H155ZM187 223V224H186ZM18 224H19V222H18ZM58 224H61L62 225V223H58ZM226 224V223H225ZM174 225H177V224H174ZM211 225V224H210ZM88 226V225H87ZM218 226H219V224H218ZM217 226V227H218ZM221 226V225H220ZM204 227H205V225H204ZM244 227V226H243ZM59 226H57V228H56V230H54V232H52L51 234H50V239H52L53 237H55L56 235H57V232H58V230H59ZM140 228V227H139ZM4 230H5V228H3ZM131 229V228H130ZM208 230V229H207ZM211 230V229H210ZM220 231H221V229H219ZM218 230V231H219ZM204 231V230H203ZM133 232H134V230H133ZM133 232H131L132 234H133ZM130 233V234H131ZM215 233V232H214ZM6 235V234H5ZM190 235V234H189ZM205 236V235H204ZM216 236V235H215ZM214 236V237H215ZM57 239V238H56ZM82 240H84V239H82ZM119 240V241H118ZM118 240H113V243H112V247H114L115 245H118V243L117 242H119V244H121L120 242H121V238L120 239H118ZM199 241V240H198ZM206 241V240H205ZM208 241V240H207ZM180 242V241H179ZM196 242V241H195ZM235 242V241H234ZM243 242V241H242ZM247 242V241H246ZM51 243V241H49V244ZM107 243V242H106ZM209 243H211V241H209ZM236 243V244H237ZM195 244V243H194ZM203 244V243H202ZM201 244V245H202ZM224 244V243H223ZM222 244V245H223ZM109 246H110V244H108ZM205 245V244H204ZM50 246V245H49ZM210 246H212L211 244H210ZM167 247V248H166ZM165 248H162L159 252H158V254L156 255L157 256V258L161 261V263L162 264H164V262H166L167 260L165 259V258H168V257H170V258H172L173 256H174V253L172 254V252L170 251V252H168V250H170L171 249V247H168V246H166ZM206 247V246H205ZM252 247V246H251ZM257 247V248H258ZM48 247H47V245H45L44 247H43V250H48L47 249ZM106 248V247H105ZM197 248V247H196ZM208 248H209V246H208ZM253 248V247H252ZM257 248H256V250H257ZM101 249V250H100ZM107 249V248H106ZM153 248L152 247H150V250H149V252L152 250ZM156 249V248H155ZM194 249V248H193ZM254 249V248H253ZM103 250H104V247L103 248H100V246L98 247V249H96L95 248V252L94 253H92V254H88V255H85V256H77L76 257V259L74 260V261H72V264H78V263H81V262H83L85 259H87V258H89V257H92V258H94V261H92V262H90V264H98L99 262H98V259H100V257H104V256H106V254L105 253H108V252H103ZM204 250V249H203ZM203 250H201V251H203ZM245 250H247V249H245ZM259 250V249H258ZM257 250V251H258ZM38 251H39V253H40V259L39 260H41L42 261V259L41 258H43V254H41V252H42V250H39V248H38ZM128 251V250H127ZM192 251V250H191ZM221 251H222V254H221ZM103 252V253H102ZM196 252V251H195ZM195 252H193V253H195ZM219 252H220V255H219ZM109 253H111V252H109ZM146 253V252H145ZM144 253V254H145ZM151 253V252H150ZM192 253V252H191ZM212 253V254H211ZM261 253L262 252H258V255H261ZM83 254V253H82ZM143 254V253H142ZM148 254V253H147ZM163 254H168V256L167 257H163ZM197 254V253H196ZM217 254V255H216ZM248 254V253H247ZM256 254V253H255ZM121 255V254H120ZM146 255V254H145ZM183 255H185V259L187 260V259H189V257H190V253H186V254H183ZM202 255V254H201ZM245 255V254H244ZM198 256H199V254H198ZM241 256H243V255H241ZM240 256V257H241ZM179 257H181V256H179ZM195 257H197V256H195ZM200 257V256H199ZM91 258V259H92ZM164 258V259H163ZM249 258V257H248ZM196 259V258H195ZM43 260H44V258H43ZM124 262V261H123ZM186 262V261H185ZM194 262H196V261H194ZM252 262L254 263L255 262V259L253 258L252 259ZM85 263H86V261H85ZM137 263V262H136ZM167 263V262H166ZM180 263H181V261H180ZM186 263H188V262H186ZM189 263H190V261H189ZM188 263V264H189ZM234 263V262H233ZM117 264H121V261L119 260V262H117ZM157 264V263H156ZM231 264V263H230Z\"/></svg>",
	"mask_w": 264,
	"mask_h": 264
}]
</instances>
